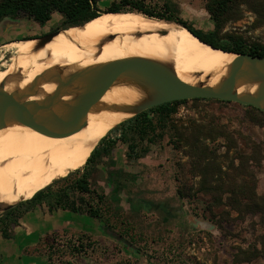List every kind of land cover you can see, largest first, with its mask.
<instances>
[{"label": "rangeland", "instance_id": "rangeland-1", "mask_svg": "<svg viewBox=\"0 0 264 264\" xmlns=\"http://www.w3.org/2000/svg\"><path fill=\"white\" fill-rule=\"evenodd\" d=\"M114 1L117 0H103L99 7L105 11ZM165 2L194 29L204 33L214 30L206 11L208 0L150 1L159 8ZM253 8V5L240 7L237 19L230 20L222 30L221 43L232 45L234 40L241 39L246 46L264 47V14H258ZM52 20L39 25L25 16L5 19L0 25V69L4 46L62 28L64 18L60 14H54ZM254 115L236 103L189 101L179 107L174 118L185 127L191 121L226 126L237 133L238 152L248 156L251 155L248 147L264 144V121H260L263 124L253 123ZM111 137L116 138V135ZM171 143L173 141L166 137L136 164H126L123 160L126 146H118L120 165L137 174L139 182L120 203L110 202V211L102 221L87 218L89 222L95 220L108 227L117 238L109 235L101 238L98 234L96 237L90 234L47 237L38 249L29 253L36 258L25 259L23 264H264V215L238 214L226 205L228 196L223 198L224 206L213 207L211 196L201 190L203 179L192 174L187 151ZM207 144L224 170L228 171L232 165L240 166L238 152L228 151L225 139ZM85 165L72 171L83 169ZM253 171L258 194L264 196V160ZM98 182L105 188L102 178ZM5 213L2 207L0 217Z\"/></svg>", "mask_w": 264, "mask_h": 264}, {"label": "bare ground", "instance_id": "bare-ground-1", "mask_svg": "<svg viewBox=\"0 0 264 264\" xmlns=\"http://www.w3.org/2000/svg\"><path fill=\"white\" fill-rule=\"evenodd\" d=\"M68 28L60 33L67 34L58 35L45 46L32 40L4 46L0 87L11 96L28 93L37 100L52 95L61 78L130 58L163 64L183 81L208 86L225 75L235 57L201 43L173 23L136 13L102 14L82 26ZM39 76L53 81L31 86ZM255 87L242 88L239 94L251 93ZM77 94L75 88L61 90L65 100ZM152 95L144 82L124 77L115 82L88 114L84 127L73 135L51 138L19 126L1 130L0 205L28 201L86 164L109 132L131 119Z\"/></svg>", "mask_w": 264, "mask_h": 264}, {"label": "trees", "instance_id": "trees-1", "mask_svg": "<svg viewBox=\"0 0 264 264\" xmlns=\"http://www.w3.org/2000/svg\"><path fill=\"white\" fill-rule=\"evenodd\" d=\"M102 1L0 0V25L7 18L18 19L22 16L39 25H46L52 22L53 15L58 13L64 18L62 28H67L82 26L102 14L136 13L181 24L180 26L215 49L264 57L263 46H246L241 39L234 40L232 45H226L221 43L220 38L226 24L237 19L235 16L239 14L241 6L253 5L254 11L264 14V0H208L206 11L214 24V30L209 33L194 29L177 15L167 2L159 8L153 6L151 0H117L107 10L102 11L99 7ZM189 101L230 104L218 100H184L152 108L124 122L100 143L83 169L54 181L32 199L6 211L0 217V239H13L14 229L20 226L21 220L36 208L43 206L49 213L69 212L75 216L102 221L104 215L110 211V202L120 203L122 197L130 194L132 186L139 182L137 174L120 165L118 146H126L123 156L126 164H136L150 154L153 146H160L166 137L170 138V142L173 141L171 144H179L177 148L182 147L187 151L186 155L192 161V174L203 179L201 190L211 196L213 207L224 206L223 198L228 196L226 205L238 214L264 215V196L258 194L256 175L253 171L254 168L260 167L264 160V144H252L248 147L251 155L247 156L238 152L237 133L231 132L226 126L212 122L200 124L197 121H191L187 127L183 126L174 117L179 107ZM246 108L257 117L249 116L253 123L263 124L260 121H264V112L252 107ZM113 135H116V138L112 139ZM222 138L229 144L228 151L238 152L239 167L232 165L228 171L224 170L223 164L207 144ZM99 178L104 180L105 188L99 185ZM211 180L213 181L210 182ZM106 188L110 193L106 192ZM105 228L107 235L117 238L108 227ZM80 246H83L82 243Z\"/></svg>", "mask_w": 264, "mask_h": 264}, {"label": "water", "instance_id": "water-1", "mask_svg": "<svg viewBox=\"0 0 264 264\" xmlns=\"http://www.w3.org/2000/svg\"><path fill=\"white\" fill-rule=\"evenodd\" d=\"M160 21L171 24L165 20ZM175 25L186 29L178 24ZM63 30L64 28H61L43 38L29 40L40 41L41 45L45 46ZM186 30L191 33L188 29ZM191 34L196 37L193 33ZM199 41L208 45L200 39ZM208 46L214 50H219ZM225 53L233 54L235 56L233 61L229 63L225 75L215 84L208 86L183 81L174 73L172 68L139 58L115 61L90 72L61 78L52 95L37 100H32L28 93L23 96H11L1 86L0 131L19 126L51 138H64L73 135L84 127L88 114L108 94L115 82L124 77L144 82L153 92L151 98L137 108L132 118L168 103L196 99L236 103L264 112V57L232 52ZM51 81L53 79L45 80L39 76L31 86L37 83H50ZM252 85L256 87L251 93L239 94L240 89ZM73 88L78 93L74 99L65 100L61 97V90ZM19 203L9 206L0 205V212L2 207H5L6 212Z\"/></svg>", "mask_w": 264, "mask_h": 264}, {"label": "crops", "instance_id": "crops-1", "mask_svg": "<svg viewBox=\"0 0 264 264\" xmlns=\"http://www.w3.org/2000/svg\"><path fill=\"white\" fill-rule=\"evenodd\" d=\"M105 230L97 221L89 222L85 216L62 211L49 213L44 206L38 207L21 220L20 226L14 229L13 239H0V264H23L25 259L36 258L29 253L38 249L47 237L72 238L87 234L96 237L98 234L107 238Z\"/></svg>", "mask_w": 264, "mask_h": 264}, {"label": "flooded vegetation", "instance_id": "flooded-vegetation-1", "mask_svg": "<svg viewBox=\"0 0 264 264\" xmlns=\"http://www.w3.org/2000/svg\"><path fill=\"white\" fill-rule=\"evenodd\" d=\"M68 28V27H67ZM59 29H61L60 27H57V28H55V29H53V30H49V31H47V32H43V33H40V34H36V35H34V36H32V37H29L30 39H40V38H43L44 36H46V35H48V34H50V33H52V32H55V31H57V30H59ZM65 29V28H64Z\"/></svg>", "mask_w": 264, "mask_h": 264}]
</instances>
